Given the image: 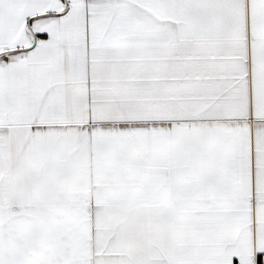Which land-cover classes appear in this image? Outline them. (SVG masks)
Returning a JSON list of instances; mask_svg holds the SVG:
<instances>
[{
    "label": "snow or ice",
    "instance_id": "1",
    "mask_svg": "<svg viewBox=\"0 0 264 264\" xmlns=\"http://www.w3.org/2000/svg\"><path fill=\"white\" fill-rule=\"evenodd\" d=\"M0 264H264V0H0Z\"/></svg>",
    "mask_w": 264,
    "mask_h": 264
}]
</instances>
